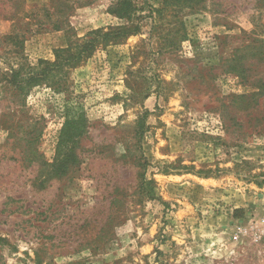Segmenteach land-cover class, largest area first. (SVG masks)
I'll list each match as a JSON object with an SVG mask.
<instances>
[{"label": "rangeland", "instance_id": "374dc122", "mask_svg": "<svg viewBox=\"0 0 264 264\" xmlns=\"http://www.w3.org/2000/svg\"><path fill=\"white\" fill-rule=\"evenodd\" d=\"M116 1L0 0V264H264V0H135L15 88Z\"/></svg>", "mask_w": 264, "mask_h": 264}, {"label": "trees", "instance_id": "16d2710c", "mask_svg": "<svg viewBox=\"0 0 264 264\" xmlns=\"http://www.w3.org/2000/svg\"><path fill=\"white\" fill-rule=\"evenodd\" d=\"M55 0H52L54 2ZM61 0H58L60 3ZM58 13L61 18H59L56 21L55 28L59 29L62 28V24L67 20L68 17L72 15L75 8L72 6H62V8L58 5ZM142 9H138L137 3H135V0H117L115 4L113 5L111 9V14L118 17L121 20H126L129 23H131V27L128 28V32H124V28H117L114 29L111 33H105L100 34L101 30L95 31L92 33L94 36L92 39L85 40L82 44L76 45L74 47H70L66 50H61L56 53V62L54 64H50L48 62L40 61V66L37 68H30L32 71L22 79L20 78V72L14 71L12 72L13 77V83L18 84L15 85V88H17L21 93L29 92L31 87H35L38 85V83L41 81L40 75H37L35 73L34 69H48L51 66H57V65H66L69 66L70 69L76 68L78 65H80L82 62L88 60L94 52L96 51L97 47L99 45H107L109 41L112 39L111 36H123L126 37L129 35H134L138 33V28L133 26V23L137 17L138 12ZM156 11H158L156 9ZM155 12V11H154ZM16 35H12L10 39H14ZM9 39V37H8ZM44 65V67H42ZM43 78V77H42ZM25 84V86H28L29 88H25L22 85ZM81 124V121L79 118L76 119V117L70 118L66 122L67 130L64 132L61 142L59 144L60 149L62 150V160H61V168L60 170L62 172L66 171V162L67 160H74L73 155V144H74V132L77 129V127ZM146 181H143L142 187L145 188ZM150 194V192H148ZM152 196V195H150ZM151 198V197H150Z\"/></svg>", "mask_w": 264, "mask_h": 264}]
</instances>
